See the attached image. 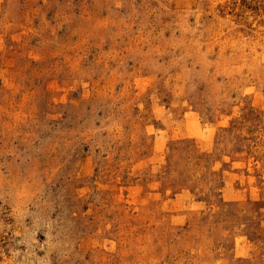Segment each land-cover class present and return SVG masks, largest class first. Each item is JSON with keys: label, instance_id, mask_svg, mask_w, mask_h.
I'll list each match as a JSON object with an SVG mask.
<instances>
[{"label": "rangeland", "instance_id": "1", "mask_svg": "<svg viewBox=\"0 0 264 264\" xmlns=\"http://www.w3.org/2000/svg\"><path fill=\"white\" fill-rule=\"evenodd\" d=\"M0 264H264V0H0Z\"/></svg>", "mask_w": 264, "mask_h": 264}]
</instances>
